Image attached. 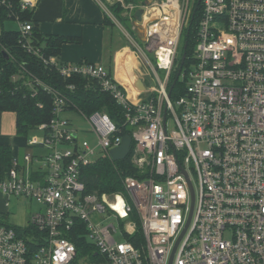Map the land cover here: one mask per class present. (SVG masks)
<instances>
[{"label":"built area","instance_id":"1","mask_svg":"<svg viewBox=\"0 0 264 264\" xmlns=\"http://www.w3.org/2000/svg\"><path fill=\"white\" fill-rule=\"evenodd\" d=\"M126 7L141 12L144 29L143 47L127 35L129 51L136 61L143 57L156 78L143 93L101 65L47 56L31 40L32 25L9 15L26 54L64 79L94 81L117 112L114 119L81 114L100 148L92 160L94 149L60 118L71 108L68 96L23 66L11 77L52 96L55 117L37 127L41 140L26 144L52 152L14 156L0 176L4 207L11 197L39 207L22 230L0 224V264H73L71 238L81 225L99 256L95 262L86 256V264H168L180 237L171 264H264V0H200L193 61L186 68L184 61L177 79L187 90L175 98L168 97L170 77L179 69L180 37L193 12L184 22L181 0ZM33 8L32 1L20 0V11ZM125 135L131 149L123 191L87 194L82 168L111 160ZM35 162L42 166L25 174V165Z\"/></svg>","mask_w":264,"mask_h":264},{"label":"trees","instance_id":"2","mask_svg":"<svg viewBox=\"0 0 264 264\" xmlns=\"http://www.w3.org/2000/svg\"><path fill=\"white\" fill-rule=\"evenodd\" d=\"M0 1H5L7 5L0 6V113L12 112L15 115L17 133L26 136L28 132L36 130L41 124L49 123L55 117L52 96L43 93L40 89H36V92L31 91L22 85V80H12V76L18 75L20 66H23L34 77L55 90L66 94L71 103V108L67 111L74 109L83 116L99 112L114 119V114L117 112L116 107L111 98L102 92L94 81L82 77L71 79L60 77L54 68L43 66L34 57L26 54L19 43L18 32L5 30L4 24L7 21H13V18L9 17L10 14L19 17L25 23L31 24V40L35 46L42 47L47 56L57 58L61 46L69 40L60 37L40 36L31 21V12L19 10L20 0ZM140 1L130 0L126 1V4L135 5ZM198 1L180 37L177 64H180L181 56L185 53L184 68L192 64L194 57L196 31L201 16ZM143 2L141 4H146L145 0ZM108 10L120 22H127L126 18H122L125 11L119 4L109 6ZM105 20L107 25H112L108 18ZM3 52L7 54L8 60L4 58ZM176 74L177 71L172 73L170 86L175 81ZM69 86H74V90H68ZM186 90L185 81H176L171 93L172 98L185 94ZM13 157L9 146L0 145V176L8 171ZM128 169V162H112L107 158L98 159L84 166L81 180L85 185L86 193L95 195L121 193L123 191L122 178L124 175L130 174ZM2 219L0 216V224L9 225ZM71 241L77 251V259L73 264H78V260L85 256L92 262L98 261L97 249L92 247L86 238L83 225H81L79 233L72 235Z\"/></svg>","mask_w":264,"mask_h":264},{"label":"crops","instance_id":"3","mask_svg":"<svg viewBox=\"0 0 264 264\" xmlns=\"http://www.w3.org/2000/svg\"><path fill=\"white\" fill-rule=\"evenodd\" d=\"M30 1L34 4L31 21L40 36L69 40L61 46L58 61L62 63L86 61L101 65L113 77L117 75L129 85L132 86L133 83V86L137 85L134 73H139L140 70L136 68L134 62L132 64L129 62V60H134V57L127 43L121 40L123 34L116 32L115 28L118 26L114 22L112 25L105 23V19L109 18V6L117 3L124 7L128 5L126 1L130 0ZM113 60L116 61L115 70L111 66ZM120 71L122 75L119 74ZM0 145L9 146L12 155L21 159L22 156L15 154L12 146L2 137H0ZM19 150L21 151V148Z\"/></svg>","mask_w":264,"mask_h":264},{"label":"rangeland","instance_id":"4","mask_svg":"<svg viewBox=\"0 0 264 264\" xmlns=\"http://www.w3.org/2000/svg\"><path fill=\"white\" fill-rule=\"evenodd\" d=\"M181 1H183L185 4V10H186L185 12L186 15L184 16V20H185L188 14L194 11L197 0H181ZM142 2L143 0L133 5L134 7L145 5V4H141ZM122 9L123 11H125L122 14V18H126L127 22H123V23L122 21L120 22V20H117L111 14L110 11H109V18H108L109 21L114 22L118 26L117 28H119L120 30L117 28H115V30L116 32H118V34L119 32L123 34L121 37V40L127 43L128 49L130 51H131V47H130V42H129L130 39L127 36L128 34L132 36L134 41L140 42L139 45L143 47V44L141 41L144 39V29L140 25L141 12L138 9L131 10L126 6L122 7ZM184 22H186V20ZM4 29L7 31H16L17 25L13 21H7L4 24ZM148 58L152 62L153 66H156L153 56L148 54ZM129 62L131 64L134 62V64L136 65V68H139L140 70L139 73H134L137 80H143V83L146 88L156 86V78L153 75L151 69H148L149 67L146 65L143 57L140 56L137 61L129 60ZM111 66L115 70L116 61L114 62L113 60V64ZM158 76L160 77V79H162L164 76V72L158 71ZM150 97H152V94H143L141 96L142 99H148ZM60 118L70 123L71 128L75 130L77 134V140L79 142L86 141L89 144V146L94 149L95 155L94 157H92V160H96L97 158H99L100 148L99 146H97V142L94 136L90 133V126L88 122L85 120V118L77 110H74V109H71L68 111L66 110L60 113ZM170 129H171V124H169V130ZM0 137L4 138L5 142H7L8 144L12 146L14 153L15 154L18 153L20 157L22 155L28 154L31 156H37V157L44 158L52 152L51 149L47 147H37V146L31 147V148L26 147L27 142H29L33 138H37L38 140H41L42 133L37 130H33V131L28 132L26 136L18 134L16 130L15 115L12 112H1L0 113ZM19 148H21V151L19 150ZM64 149L65 148H60V151H63ZM19 152H21V154H19ZM41 166H42V163L40 162H35L32 165L26 164L25 174H28L31 170H36L37 168ZM131 171H133V169H131ZM105 195H110V194H105ZM38 208L39 207L34 202H29L26 199H18V198L11 197L7 207H4L3 203L0 201V216L3 218L2 220H4L10 226L17 228L18 230H22L25 227H27V223L30 218V215L38 211ZM115 241L117 243H121L123 240L120 236L116 235ZM85 257H82L81 259H79L78 264H86V261H84Z\"/></svg>","mask_w":264,"mask_h":264},{"label":"water","instance_id":"5","mask_svg":"<svg viewBox=\"0 0 264 264\" xmlns=\"http://www.w3.org/2000/svg\"><path fill=\"white\" fill-rule=\"evenodd\" d=\"M145 1L147 3H154L157 0H145ZM198 3H200V0L198 1ZM3 56H4V58L6 60H8V56H7V54L5 52H3ZM185 58H186V55H185V53H183V55L181 56L179 69H178L177 74H176V79H175V81L173 82L172 86L169 89L168 97H170L171 91H172L177 79L179 78V75H180V72H181V68H182L183 63L185 61ZM136 84H137V88H138L139 91H141L142 93L145 92L146 89H145V86H144V84H143V82L141 80H137ZM164 117H165V115H164ZM130 149H131V139H130L129 136L125 135V136L122 137L120 145L118 147H116L115 149L111 150L110 155H109L111 161L112 162H122V161H124L127 158V156L129 155ZM190 190H191L192 206H193V191H192L191 187H190ZM188 224H189V221H188V223L186 225V228H187ZM186 228H185V230H186ZM180 239H181V237L177 240L176 244L173 247V250L171 252L168 264L172 263V259H173L174 253H175V251L177 249V246H178V243H179Z\"/></svg>","mask_w":264,"mask_h":264},{"label":"bare ground","instance_id":"6","mask_svg":"<svg viewBox=\"0 0 264 264\" xmlns=\"http://www.w3.org/2000/svg\"><path fill=\"white\" fill-rule=\"evenodd\" d=\"M129 58H127V60H128Z\"/></svg>","mask_w":264,"mask_h":264}]
</instances>
